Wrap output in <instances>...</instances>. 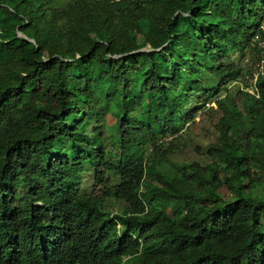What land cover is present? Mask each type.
I'll return each mask as SVG.
<instances>
[{"label": "trees", "instance_id": "1", "mask_svg": "<svg viewBox=\"0 0 264 264\" xmlns=\"http://www.w3.org/2000/svg\"><path fill=\"white\" fill-rule=\"evenodd\" d=\"M58 1L0 0V264H264V0Z\"/></svg>", "mask_w": 264, "mask_h": 264}, {"label": "rangeland", "instance_id": "2", "mask_svg": "<svg viewBox=\"0 0 264 264\" xmlns=\"http://www.w3.org/2000/svg\"><path fill=\"white\" fill-rule=\"evenodd\" d=\"M60 1V0H59ZM58 1V2H59ZM236 63H239V60H235ZM245 93V92H244ZM196 101V98L189 99V106H192ZM188 106V107H189ZM106 124L112 125L113 119L110 116H106ZM215 128L218 129V125L216 124V116L214 114H210L208 112H200L195 113V117L193 119V123L189 126L188 136H189V144L188 147L179 152L175 153L169 158V161L180 163V162H191L195 161L201 165L208 162V159L205 155V152L208 146L211 143H214L216 140V131ZM168 163L162 162V165H167ZM82 190L83 194H89L92 190V181L90 172H85L82 174ZM96 188L94 192H97ZM221 196L226 197L227 193L224 188L219 190Z\"/></svg>", "mask_w": 264, "mask_h": 264}, {"label": "built area", "instance_id": "3", "mask_svg": "<svg viewBox=\"0 0 264 264\" xmlns=\"http://www.w3.org/2000/svg\"><path fill=\"white\" fill-rule=\"evenodd\" d=\"M260 29L264 33V24L260 26ZM256 43L261 49L260 57H256L253 61L245 57L243 60V75L240 80L234 83L239 87L240 91L248 94L255 93L254 83L257 76H264V41H257Z\"/></svg>", "mask_w": 264, "mask_h": 264}, {"label": "water", "instance_id": "4", "mask_svg": "<svg viewBox=\"0 0 264 264\" xmlns=\"http://www.w3.org/2000/svg\"><path fill=\"white\" fill-rule=\"evenodd\" d=\"M143 51H145V50L142 49V50H140L139 52H143Z\"/></svg>", "mask_w": 264, "mask_h": 264}]
</instances>
